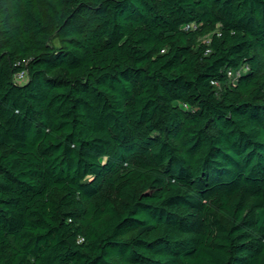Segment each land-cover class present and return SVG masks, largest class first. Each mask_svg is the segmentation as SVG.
I'll use <instances>...</instances> for the list:
<instances>
[{"label": "trees", "instance_id": "obj_1", "mask_svg": "<svg viewBox=\"0 0 264 264\" xmlns=\"http://www.w3.org/2000/svg\"><path fill=\"white\" fill-rule=\"evenodd\" d=\"M0 264H264V0H0Z\"/></svg>", "mask_w": 264, "mask_h": 264}, {"label": "built area", "instance_id": "obj_2", "mask_svg": "<svg viewBox=\"0 0 264 264\" xmlns=\"http://www.w3.org/2000/svg\"><path fill=\"white\" fill-rule=\"evenodd\" d=\"M189 27H196L195 24H188L187 28ZM229 75H233L232 71H229ZM14 79L18 82H24L27 79V72L26 71H20L14 75ZM214 83H217L214 81Z\"/></svg>", "mask_w": 264, "mask_h": 264}]
</instances>
